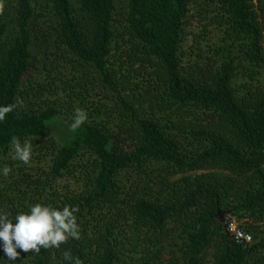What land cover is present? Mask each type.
Instances as JSON below:
<instances>
[{
    "label": "trees",
    "instance_id": "16d2710c",
    "mask_svg": "<svg viewBox=\"0 0 264 264\" xmlns=\"http://www.w3.org/2000/svg\"><path fill=\"white\" fill-rule=\"evenodd\" d=\"M4 3L0 106L21 103L0 122V212L78 206L81 239L16 261L0 242V264H264V0ZM192 15L220 34L189 58Z\"/></svg>",
    "mask_w": 264,
    "mask_h": 264
},
{
    "label": "clouds",
    "instance_id": "9594fccd",
    "mask_svg": "<svg viewBox=\"0 0 264 264\" xmlns=\"http://www.w3.org/2000/svg\"><path fill=\"white\" fill-rule=\"evenodd\" d=\"M5 10L4 0H0V15ZM17 104L0 106V122L6 119ZM88 120L87 112L82 108L74 110L71 130L75 132ZM11 146L14 150L12 159L19 160L25 165L32 160V144L25 140L23 143L13 136ZM12 168L4 165L0 168V175L8 177ZM78 206H63L62 209L36 203L31 205L28 212H20L13 218L6 212H0V242L4 255L9 261H16L21 252L39 254L41 249H60L70 239H81V227L77 222ZM19 249L20 251H17ZM66 264H82L79 257H74L69 250L62 253Z\"/></svg>",
    "mask_w": 264,
    "mask_h": 264
},
{
    "label": "rangeland",
    "instance_id": "374dc122",
    "mask_svg": "<svg viewBox=\"0 0 264 264\" xmlns=\"http://www.w3.org/2000/svg\"><path fill=\"white\" fill-rule=\"evenodd\" d=\"M194 10L195 8L193 5H191L188 15H191ZM219 34L220 31L215 25L207 24L203 17L200 19L197 16L192 15L188 19V23H186L183 28V41L181 50L185 56L191 58L199 49L204 50L212 46L217 41ZM138 80L142 82L147 81L143 79L142 76H139ZM70 116V119H72L74 114ZM64 120L66 119L63 116H59V119L54 124H51V128L57 137H62L63 135L67 134L68 127L62 126L60 124V121L63 122ZM48 163L49 161L45 160L41 164L45 165L43 168H46ZM30 172L35 173L36 171L30 170ZM220 217L224 222H229L231 220L228 214L221 213ZM234 221L236 226L239 227V222H237L235 219Z\"/></svg>",
    "mask_w": 264,
    "mask_h": 264
},
{
    "label": "built area",
    "instance_id": "2783aa9c",
    "mask_svg": "<svg viewBox=\"0 0 264 264\" xmlns=\"http://www.w3.org/2000/svg\"><path fill=\"white\" fill-rule=\"evenodd\" d=\"M226 230L238 243L246 245L252 241L251 235L236 226L234 219H231L229 222L226 223Z\"/></svg>",
    "mask_w": 264,
    "mask_h": 264
},
{
    "label": "water",
    "instance_id": "95a60500",
    "mask_svg": "<svg viewBox=\"0 0 264 264\" xmlns=\"http://www.w3.org/2000/svg\"><path fill=\"white\" fill-rule=\"evenodd\" d=\"M217 216H218L219 218H221L219 212L217 213ZM221 221L224 222L222 219H221ZM224 228L226 229V224H224Z\"/></svg>",
    "mask_w": 264,
    "mask_h": 264
}]
</instances>
